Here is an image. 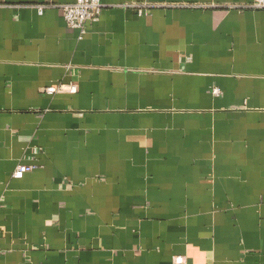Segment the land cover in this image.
Listing matches in <instances>:
<instances>
[{"label": "crops", "instance_id": "1", "mask_svg": "<svg viewBox=\"0 0 264 264\" xmlns=\"http://www.w3.org/2000/svg\"><path fill=\"white\" fill-rule=\"evenodd\" d=\"M72 1L0 0V264H264V9Z\"/></svg>", "mask_w": 264, "mask_h": 264}, {"label": "built area", "instance_id": "2", "mask_svg": "<svg viewBox=\"0 0 264 264\" xmlns=\"http://www.w3.org/2000/svg\"><path fill=\"white\" fill-rule=\"evenodd\" d=\"M61 9L63 13V19L66 25L71 29H77L80 37L85 33L86 25L88 23L96 22L102 9L101 0H73L70 3H62L52 5ZM251 9H264V0H254L246 6ZM43 6H38V12L42 13ZM139 14L142 13L141 9H138ZM46 92L55 93L59 91L68 90L69 92L75 91L74 85H56L46 87ZM212 93L218 95L220 93L219 88L213 87ZM34 169L31 164L19 163L15 166L11 173V178L19 179L22 178L25 173H28ZM173 264H185L182 256L177 255L173 258Z\"/></svg>", "mask_w": 264, "mask_h": 264}]
</instances>
